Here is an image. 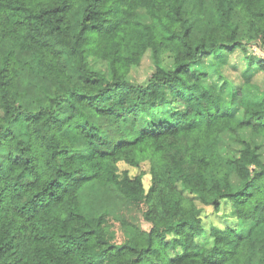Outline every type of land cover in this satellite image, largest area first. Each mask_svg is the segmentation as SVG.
<instances>
[{
	"label": "trees",
	"instance_id": "obj_1",
	"mask_svg": "<svg viewBox=\"0 0 264 264\" xmlns=\"http://www.w3.org/2000/svg\"><path fill=\"white\" fill-rule=\"evenodd\" d=\"M248 43L264 49V0H0V264H264V161L240 133L264 135V93L247 101L245 81L229 98L199 67L239 49L264 70ZM146 53L152 71L131 80ZM23 67L50 81L36 108L18 90ZM224 132L240 143L235 154L221 151ZM143 161L147 188L143 172L118 171ZM89 182L112 185L149 227L121 220L132 232L116 241L105 214L81 209ZM181 186L214 211L228 201L249 232L206 231Z\"/></svg>",
	"mask_w": 264,
	"mask_h": 264
},
{
	"label": "rangeland",
	"instance_id": "obj_2",
	"mask_svg": "<svg viewBox=\"0 0 264 264\" xmlns=\"http://www.w3.org/2000/svg\"><path fill=\"white\" fill-rule=\"evenodd\" d=\"M82 5L74 6L70 12L72 21V30H75ZM8 45H0V55L4 54L8 49ZM248 51L256 55H263L264 49L255 43H248ZM17 56L22 62L29 60L31 54L27 51H17ZM221 57H207L199 64L200 68L206 72L205 81L220 89L227 97L231 98L233 92L238 90L245 81H249L252 85L245 87V99L251 101L256 95L264 93V70L255 67L248 68L245 64V59L239 49L232 53ZM1 59V58H0ZM222 59V60H220ZM72 59L70 58V64ZM91 65L94 69L107 72V64L102 60H92ZM154 63L149 54H144L142 61L138 66L132 67L128 77L134 81H143L152 71ZM18 90L23 95V103L31 108H36L40 103H45L47 93L50 92V81L42 76H39L32 71L22 68L19 71ZM233 107L236 114L242 112V107L239 101V95L232 96ZM13 128L17 131L22 139H26L25 125L22 122L13 123ZM244 138H253L254 144L258 145L259 156L264 161V135L253 134L250 129L243 128L240 130ZM72 139L74 145L78 148H83L81 141L75 138ZM219 146L223 153L235 154L239 151L240 143L234 140V137L224 132L219 139ZM126 170L130 175H135L143 172V183L145 188L149 185V162L143 161L138 167L128 165L124 162H118V171ZM233 183H237L232 179ZM183 192L193 197L195 203L201 208V218L203 227L208 231L211 224L218 227L231 226L236 228V232L240 235H246L250 230V223L238 221L233 214V209L228 201L223 200L218 211H214L211 205L202 203L193 194H190L187 189L181 186ZM80 206L81 209L89 214H105V216L114 225L116 231V241H121L128 233L132 232V228L124 227L121 220L131 221L137 226L144 229L149 227V223L145 221L137 209L128 199L123 197L112 185L101 187L96 182L85 184L80 190ZM97 264H106L104 261H99Z\"/></svg>",
	"mask_w": 264,
	"mask_h": 264
}]
</instances>
